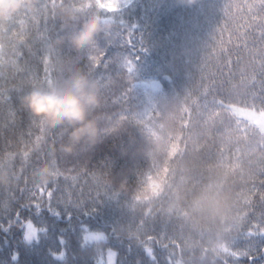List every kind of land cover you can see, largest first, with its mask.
Wrapping results in <instances>:
<instances>
[{
  "label": "trees",
  "instance_id": "trees-1",
  "mask_svg": "<svg viewBox=\"0 0 264 264\" xmlns=\"http://www.w3.org/2000/svg\"><path fill=\"white\" fill-rule=\"evenodd\" d=\"M127 2L0 18V264H264V133L232 111L264 116V0ZM75 74L98 84V140L69 152L22 100ZM202 193L223 220L193 212Z\"/></svg>",
  "mask_w": 264,
  "mask_h": 264
},
{
  "label": "clouds",
  "instance_id": "clouds-1",
  "mask_svg": "<svg viewBox=\"0 0 264 264\" xmlns=\"http://www.w3.org/2000/svg\"><path fill=\"white\" fill-rule=\"evenodd\" d=\"M194 4L196 0H184ZM30 3V0H0V18H7ZM106 22L100 17L87 20L71 38L76 50H84L96 43L101 33L106 31ZM22 103L31 113L43 119L51 128L67 126L71 128L70 144L67 151L80 143L93 145L98 140L97 125L90 119L91 113L99 106V87L95 81L83 74H75L58 86L36 89L26 95ZM50 174L47 168L39 171L41 178ZM193 212L203 213L210 220H223L227 204L225 197H214L202 193L193 201ZM223 251L224 242L215 245Z\"/></svg>",
  "mask_w": 264,
  "mask_h": 264
},
{
  "label": "rangeland",
  "instance_id": "rangeland-1",
  "mask_svg": "<svg viewBox=\"0 0 264 264\" xmlns=\"http://www.w3.org/2000/svg\"><path fill=\"white\" fill-rule=\"evenodd\" d=\"M118 4V6L126 5L128 0H115ZM233 112H237L236 109H232ZM237 115L239 118L245 119L255 125H257L258 128H260L264 132V116L261 115H255L250 114L246 112H237ZM96 238L95 235H91V239ZM116 261V253L114 251H109L106 254V260H104L105 264H115ZM101 264V263H100Z\"/></svg>",
  "mask_w": 264,
  "mask_h": 264
}]
</instances>
